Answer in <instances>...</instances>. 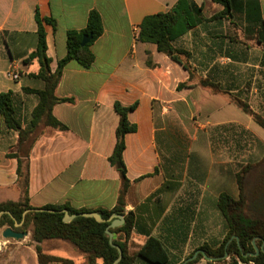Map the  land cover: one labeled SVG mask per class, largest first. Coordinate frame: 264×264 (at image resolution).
Wrapping results in <instances>:
<instances>
[{"label": "crops", "instance_id": "obj_1", "mask_svg": "<svg viewBox=\"0 0 264 264\" xmlns=\"http://www.w3.org/2000/svg\"><path fill=\"white\" fill-rule=\"evenodd\" d=\"M178 1L0 0V94L17 95L24 129L37 97L23 88L42 87L28 76L38 71V62H23L37 48L38 21L53 72L67 56L69 32L84 30L92 11L99 13L103 26L102 36L90 47L93 66L69 62L56 88L58 98L73 99L53 109L67 130L40 127L20 143L19 133L6 130L0 116V203L24 195L19 156L28 166L34 208L69 204L74 209H114L123 183L109 161L119 124L114 105L137 104L129 114L137 130L127 134L123 153L130 181L124 210L134 217L129 251L137 252L155 237L169 251L170 264H187L202 254V247L221 246L228 228L220 197L238 199L241 168L264 161V129L228 94L201 86L179 89L189 82L188 71L155 45L138 41L144 18L167 12ZM194 1L203 7L206 22L174 41V47L190 53L195 81L211 80L264 118V51L259 42L264 40V0H231L228 18L220 17L223 5ZM5 230H0V258H12L21 253L19 246L28 245L31 233L11 241L3 238ZM55 246L75 251L65 241L56 240ZM194 264L230 261L202 258Z\"/></svg>", "mask_w": 264, "mask_h": 264}, {"label": "trees", "instance_id": "obj_2", "mask_svg": "<svg viewBox=\"0 0 264 264\" xmlns=\"http://www.w3.org/2000/svg\"><path fill=\"white\" fill-rule=\"evenodd\" d=\"M224 6L220 17L228 18L232 9L231 0H212ZM51 22V21H47ZM206 19L203 7L194 0H179L169 11L145 17L139 26L137 39L140 43L153 44L158 52L167 55L170 59L180 64L190 75L188 83L180 85L179 89L201 86L214 94H228V99L244 113L253 117L254 121L264 129V118L254 113L250 106L243 100L224 92L220 86L209 79L200 78L197 81V73L190 64V53L174 47V41L186 35L192 29L204 24ZM55 27V23H54ZM103 34L102 20L98 12L92 11L88 18L87 27L82 31H71L67 35V56L60 60L58 67L51 70V60L47 57L46 33L43 25L38 21V44L36 50L31 53L24 64H31L36 60L39 69L29 77L42 82L38 89L23 88V92L37 97V105L31 113L29 125L23 128L19 116L17 95L13 92L0 94V116L8 131L19 133L20 143L29 140L32 134L40 127L54 128L65 131L67 127L58 121L53 115V109L57 104L72 103L73 99L58 98L56 88L60 82L64 68L71 61H76L83 68L90 69L95 56L90 47L94 41ZM85 36H92L90 44L82 47ZM264 51V40L259 41ZM264 65V55L262 59ZM194 80V81H193ZM137 108V104L124 106L116 102L114 109L119 115V124L116 130V145L113 154L109 158L113 167L123 179L118 197V203L112 210L108 209H74L69 204L46 205L40 209L34 208L28 196L29 173L28 166H23L21 157L18 158V176L24 183V195L19 201H6L0 203V230L11 228L16 232H30L32 242L36 243L38 264H75L68 258L57 257L48 254L43 249L47 241L61 240L73 245L87 258V264H114L119 257L118 250L110 243L106 229L110 222L99 223L93 218L78 217L70 223L64 222V210L70 215L81 213H98L108 220L113 214L125 217V223L117 228L110 229L114 234L113 244L123 251V258L118 264H139V261L147 264H170L171 256L163 243L155 237H149L144 245L135 253L129 251V239L134 229V217L125 214L126 195L130 186L126 168L123 162V153L126 149V136L136 132V125L130 123L129 114ZM264 161L257 164L245 165L237 175L239 189L238 199L228 194L220 197V208L226 220L228 233L217 249L207 246L202 247V254L187 264H194L199 259L207 258L222 262L229 258L230 264H264ZM29 213L24 217L25 211ZM15 219V220H14ZM23 222V223H22ZM15 223H22L16 227ZM233 238V239H232ZM232 239V240H231ZM255 246L259 248L257 253ZM256 256H251L255 255Z\"/></svg>", "mask_w": 264, "mask_h": 264}, {"label": "water", "instance_id": "obj_3", "mask_svg": "<svg viewBox=\"0 0 264 264\" xmlns=\"http://www.w3.org/2000/svg\"><path fill=\"white\" fill-rule=\"evenodd\" d=\"M91 41H92V36H85L83 38V40H82L81 46L82 47H85L86 45L90 44ZM119 166L120 165H118V167ZM63 212L65 214V216H64V222L65 223H70V222H72L73 220H75L78 217L93 218V219H95L99 223L110 222V225L106 229V234L109 236V240H110L111 245L113 247H115L118 250V253H119V257L115 261L114 264H118L121 261V259L123 258V251L121 250V248L119 246H116V245L113 244L114 234L110 232V229H114V228L120 227V226H122L125 223V219L123 218L122 215L113 214L108 220H105L98 213H81V214L70 215V213H69L68 210H64ZM27 213H29V210L25 211L24 217L26 216ZM3 214H5V212L0 213V217ZM22 223H20V224L15 223V226L16 227H20L22 225ZM27 235H28V233H26V232H16V231H14L11 228H7L3 232V238L4 239H7V240H17V241H19V240L24 239ZM255 249H256L257 253L260 251L259 248L256 247V246H255ZM261 251H264V248L263 247L261 248ZM256 255L257 254L251 255V256H256Z\"/></svg>", "mask_w": 264, "mask_h": 264}, {"label": "rangeland", "instance_id": "obj_4", "mask_svg": "<svg viewBox=\"0 0 264 264\" xmlns=\"http://www.w3.org/2000/svg\"><path fill=\"white\" fill-rule=\"evenodd\" d=\"M7 240V239H6ZM13 241V240H11ZM28 245L22 244L18 249H21V253L17 254L12 258H0V263L2 260H8L6 264H38L37 253L34 248V243L32 240H26ZM56 240L48 241L43 244V249L45 252H49L54 256H61L65 258L72 259L75 264H87V258L83 253H80L76 248L75 251L64 248L54 247Z\"/></svg>", "mask_w": 264, "mask_h": 264}, {"label": "built area", "instance_id": "obj_5", "mask_svg": "<svg viewBox=\"0 0 264 264\" xmlns=\"http://www.w3.org/2000/svg\"><path fill=\"white\" fill-rule=\"evenodd\" d=\"M250 264H254L253 262H250Z\"/></svg>", "mask_w": 264, "mask_h": 264}]
</instances>
